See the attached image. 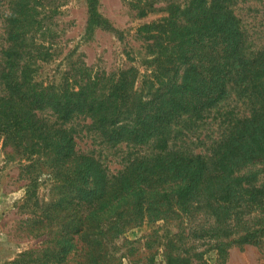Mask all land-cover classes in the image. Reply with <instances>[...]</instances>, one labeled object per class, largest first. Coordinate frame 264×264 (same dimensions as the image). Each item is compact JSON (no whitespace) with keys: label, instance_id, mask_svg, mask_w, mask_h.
Returning a JSON list of instances; mask_svg holds the SVG:
<instances>
[{"label":"trees","instance_id":"obj_1","mask_svg":"<svg viewBox=\"0 0 264 264\" xmlns=\"http://www.w3.org/2000/svg\"><path fill=\"white\" fill-rule=\"evenodd\" d=\"M158 1L136 4L137 15L162 11ZM247 1H167L168 15L140 29L151 55L140 84L135 65L108 73L84 61L63 84L40 80L37 64L55 52L33 34L43 22L30 20L24 1L12 2L0 50V147L26 163L21 209L35 207L34 232L54 230L64 252L60 259L47 248L45 263L70 264L74 252L77 264H106L112 232L121 238L147 220L199 212L213 219L208 231L220 258L233 245L264 246V42L256 36L262 22L242 17ZM87 2L88 30L123 39L100 1ZM84 131L88 150L78 145ZM112 148L128 151L117 172L104 156ZM42 176L51 196L43 204ZM166 256L167 264L192 259Z\"/></svg>","mask_w":264,"mask_h":264},{"label":"rangeland","instance_id":"obj_2","mask_svg":"<svg viewBox=\"0 0 264 264\" xmlns=\"http://www.w3.org/2000/svg\"><path fill=\"white\" fill-rule=\"evenodd\" d=\"M14 1L27 4L31 21L34 16L43 22V28L33 31V34L41 38L50 51L55 52L49 61L37 64L40 80L47 84H63L69 68L84 61L94 70L108 73L135 65L141 73L140 84L142 76L149 72L148 60L151 58L140 29L167 16L163 9L169 0H159L157 7L162 11H150L145 17L137 15L138 8L135 6H142L144 0H99L101 14L117 32L123 33V39L114 31L101 28L88 30L87 0H0V50L6 44V22ZM240 8L246 22L256 26L262 22L256 27V32H262V35L256 36L257 42H264V0H249ZM35 29L36 26L32 25V30ZM82 125L83 121L78 129ZM80 134L79 147L85 150L92 148V139L86 131L83 136ZM120 149L121 152H115L114 148L104 151L113 172L122 167L121 160L128 152L126 148ZM24 164L12 153V148L0 147V264H47L43 260L47 248L55 249L60 259L64 254L52 242L56 236L54 230L50 228V234L37 235L34 232L33 223L30 222L33 221L32 211L35 207L21 209L29 183L22 173ZM36 188L40 203H49L50 181L47 176L39 179ZM212 222L213 219L204 212H199L187 217H174L170 222L147 220L126 230L120 235L121 238H113L116 233L112 232L106 264H167L168 251L174 256H191L189 264H264V246L233 245L220 258L213 249L215 241L208 231ZM173 236H178L177 241L169 242V239H174ZM184 251H188L189 255ZM25 253L27 256L23 258ZM70 260V264H77L74 261H78V257L74 252Z\"/></svg>","mask_w":264,"mask_h":264}]
</instances>
